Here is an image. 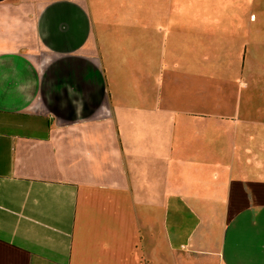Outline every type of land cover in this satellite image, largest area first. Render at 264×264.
Here are the masks:
<instances>
[{
  "label": "crops",
  "instance_id": "crops-1",
  "mask_svg": "<svg viewBox=\"0 0 264 264\" xmlns=\"http://www.w3.org/2000/svg\"><path fill=\"white\" fill-rule=\"evenodd\" d=\"M135 3L0 0V264H264V140L189 138Z\"/></svg>",
  "mask_w": 264,
  "mask_h": 264
},
{
  "label": "rangeland",
  "instance_id": "rangeland-1",
  "mask_svg": "<svg viewBox=\"0 0 264 264\" xmlns=\"http://www.w3.org/2000/svg\"><path fill=\"white\" fill-rule=\"evenodd\" d=\"M136 1L142 45L156 42L151 58L162 56L173 79L163 94L183 91L181 103L169 97L173 108L199 111L204 117L191 120L212 126L189 138L264 140V0Z\"/></svg>",
  "mask_w": 264,
  "mask_h": 264
}]
</instances>
